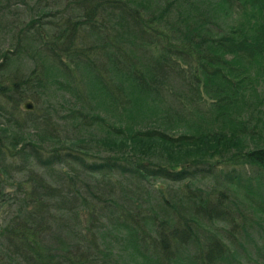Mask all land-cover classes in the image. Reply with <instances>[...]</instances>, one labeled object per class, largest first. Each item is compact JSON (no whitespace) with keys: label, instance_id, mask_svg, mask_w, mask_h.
Here are the masks:
<instances>
[{"label":"trees","instance_id":"1","mask_svg":"<svg viewBox=\"0 0 264 264\" xmlns=\"http://www.w3.org/2000/svg\"><path fill=\"white\" fill-rule=\"evenodd\" d=\"M184 1L174 0L169 5L167 21L162 25L165 28L160 29L157 36L151 35L152 28L148 25L153 20L147 21L144 17L143 22L138 18L139 12L129 13L127 7L120 6L119 11L131 15L141 44L136 43L134 35L125 38L128 35L123 24L111 23V29L107 30L90 23L88 29L92 42L79 45L78 34L86 31V22L69 18L64 25L53 21L51 27L55 33L51 36L54 42L49 38L47 41L42 39L43 34L38 38L39 32L35 33L36 41L42 39L45 49L55 58L56 66L59 65L60 69L50 68L51 75L72 78L83 62L86 82H78L79 94L83 86H88L86 83L92 84L95 92L92 96L73 95L69 93L72 89L70 82L59 83L57 88L49 69L43 66L35 69L30 78L17 77L9 87L0 82V96L10 99L18 107L20 102L29 98L39 104L47 95L43 115L51 119L60 107L53 100L56 98L54 90L63 94L68 104L65 122L70 126V132L77 134L72 138L77 143L76 148L80 149L83 142L87 143L86 139L94 137L111 151L106 157L91 159L88 156L87 159L73 152H67L63 157L55 149L50 160L77 165L85 171L76 172L78 175L96 177L99 173L119 171L143 179L154 177L174 183L185 182L180 190L172 189L161 194L157 203L158 209L163 211L161 215L154 207L155 212L150 211L139 218L133 208L129 213L124 212L121 218L127 220V233L130 239L138 237L136 231L145 236L154 235L156 242L151 243L152 249L166 264H180L182 252L190 245L198 249V264H226L231 253V257L237 254L236 234L244 236L248 233L247 228L240 225V219L243 211L252 207L249 198L260 197L261 202L256 207L253 203L254 208L250 211L264 213L259 206L264 202L260 191L264 188V0H239L238 5L242 15L248 17L245 16L247 21L243 18L245 24L231 25L224 33L214 31L209 18L201 19L196 15L195 3ZM220 1L222 14H231L235 0ZM86 2L74 0L72 3L78 9L86 10ZM91 2L94 8H99V1L89 0ZM72 10L71 17H78L77 9ZM169 10L174 13L169 14ZM194 14L196 16L192 19ZM168 30L173 34V41L166 39L171 37ZM119 33L122 37L117 35ZM92 36L100 42L96 44ZM125 39L135 49H141L139 56L121 45ZM154 42L165 45L159 52L160 59L152 58L153 63L145 54L149 50L147 46L152 48ZM35 51H42V47ZM8 54L6 52L2 57L6 63L10 59ZM171 55L178 58L179 64L176 62L175 67L168 64ZM67 62L74 68L68 69L65 75L60 65ZM171 68L178 69L181 75L189 74L191 79L189 82L182 79V83L189 86V94L181 98L182 111L176 112L170 121L173 122L168 125L166 115L173 109L167 107L163 95L166 90L163 78ZM0 109L7 111L4 105ZM156 119L162 121L167 131L157 125ZM52 125L48 131H53V137L58 138ZM96 127H100L105 135L97 137L91 131ZM14 135L9 145L0 140V198L2 177L9 165L7 161L19 152L12 149L20 139L17 131ZM246 166L253 172H246ZM198 178L201 181L209 179L213 185L196 187L194 181ZM26 182L34 185L35 190L27 203H34L30 216L39 220V225L20 220L16 215L6 226V244L4 250L0 247V255L10 260L14 249L15 254L18 252L37 262L43 259L41 240L45 222L49 223L50 219L44 198L61 191L38 173L30 172ZM60 189L64 192L63 188ZM149 202L146 201L148 207L151 206ZM21 213L23 208L19 211ZM126 217H130V225ZM218 223L226 224L231 230L214 229L212 225ZM141 225L143 230L138 227ZM135 247H138L136 243Z\"/></svg>","mask_w":264,"mask_h":264},{"label":"rangeland","instance_id":"2","mask_svg":"<svg viewBox=\"0 0 264 264\" xmlns=\"http://www.w3.org/2000/svg\"><path fill=\"white\" fill-rule=\"evenodd\" d=\"M73 1L0 0V82L4 86L9 87L17 77H20V79L32 77L35 69L43 68V66H47L49 73L50 68L60 69L59 65L56 66L55 58L45 49L42 42V39L47 41L48 38L53 41L54 38L51 36L55 33V29L51 27L54 24L52 23L53 21L56 23L59 21L63 22L64 25L69 18L73 21L79 19L82 22H86L84 24V30L86 31L78 34L79 45L91 44L90 35L92 34H89L88 29L90 23H95L97 27L101 26L107 30L111 29V23L112 25L113 23L123 24L125 27L124 32L128 35L125 38H131L129 36L134 35L136 43L141 44L142 40L136 37L138 32L135 33L137 30L131 15L127 12L123 14L119 11L120 6L127 7L129 13L139 12L138 18L143 19V22H145L144 17L147 21L153 20L149 24L146 23L152 28L151 35L157 36L160 34L159 30L165 28L162 25L167 21L165 18L167 17V9H170L169 5L173 4L174 0H97L99 1V8H94V3H89V0H87L85 4L86 10L78 9L72 3ZM188 1L196 4V15L200 16L201 19H210L211 28L218 33H224L231 25L245 24L243 18L246 21L248 18L245 14L242 15L241 6L238 5L239 0L234 1L231 6L232 12L229 15L227 14V16L221 12L219 7L220 0ZM184 3L186 4L187 1H184ZM72 8L77 9L78 17H71L74 13ZM168 13L171 14L174 11L169 10ZM196 15L194 14L192 19ZM36 32L40 34L38 38H41V34H43L42 39L38 40L39 42L35 38L37 36L35 35ZM168 32L171 37L166 39L171 38L173 41V34L170 30ZM117 35L121 36L120 33ZM92 37L96 44L100 42L97 41L96 36ZM149 38L153 39L152 37ZM171 40L169 42H172ZM115 41L119 43L118 39ZM53 42L50 41V45ZM121 45H124L126 50L131 49L134 51L137 56L141 52L140 48L135 49L134 45H130L126 39L121 42ZM151 45L152 48H150V45L147 46L149 50L145 55L147 59L154 63V59H160L159 52L163 50L165 44L159 45L154 42ZM38 47H42V51L36 52L35 49H38ZM6 52L9 53L7 58H10L7 63L6 60L2 59L3 54ZM32 52H35V54ZM57 60L59 61V59ZM177 60V57L171 55L168 64L175 67ZM60 66L64 74L66 71L72 70L70 68H74L69 62ZM76 70V74H73L74 77L72 75V78L68 76H52L51 73L50 75L57 82V88L59 83L66 84V82H70L72 89L69 90V93L72 92L73 95L78 94L80 96L81 94L92 96V92L95 91H93L94 86L90 83H86L88 86H83L79 94L80 87L78 82L80 83L81 80L85 81L83 77L85 74L84 63L82 62ZM177 70L171 68L170 72L168 71V74H165L166 78H163V81H165L164 88L166 89L163 95L167 107L173 109L167 115L165 114L168 118H166L168 125L173 122L170 121L175 117V113L182 111L179 102L183 100L181 98L189 94V86L186 87L182 83V79L189 82L191 77L187 73L181 75ZM74 82L75 87L73 86ZM54 92H56L53 93L56 98H53V100H56L62 108L59 107L57 113L51 119L47 118L48 115H43V105L46 104L47 95L44 97L45 100H42L39 104L33 99L26 97L29 99L20 102L18 107L11 103L10 99L1 98L0 96V106L3 107L4 105L7 109V111L0 109V140L9 145L11 138L15 136L14 133L17 131L18 136H20L19 143L12 149L13 152H18V150L22 152H18L14 154L15 156L9 158L7 161L9 165H7L6 173L2 177L0 247L4 248L6 244V226L12 222L16 215L20 220H29L31 224L36 225L38 223L39 225V220L35 221L30 216L34 203L32 204L31 201L27 203L31 192L35 190L34 185L26 182L30 172L31 174L38 173L42 175L48 183L58 187L61 191V193H57L58 195L55 194L52 197L46 196L44 198L48 206L50 219L49 223L45 222V231L41 240L43 259L34 262L18 252L15 254L14 249H12L10 260L5 255H0V264H166L162 262L160 257L156 256L155 249H152L151 243L156 242L155 236H145L143 232L136 231L138 237L134 236L130 239L127 233V226H125V221L127 220L122 219L121 216L125 215L124 212L129 213L130 208H133L138 218L145 213L150 214V211H156V213L161 215L163 211L158 209L157 206L161 199V194H167L168 190L172 189L180 190L185 182L174 183L154 177L143 179L133 176V174L119 171L99 173L96 177L95 175H81V173L78 175L76 172L85 171L81 170L77 165L69 164L66 161L59 162L57 159L50 160L55 152L61 153L63 157L67 152H73L82 154L87 159L102 158L111 153L110 148L104 147L94 137L93 139H86L87 143L85 144L81 142L83 145L80 149L76 148L75 144L77 143L72 138L77 134L71 133L70 126L65 122V116L68 114V104L66 105L62 93L55 90ZM8 95H10V92ZM29 100L34 104L33 111H27L23 108L26 101ZM156 123L167 131V127L161 120L156 119ZM51 124H53L52 126L58 138L53 137V131L49 133L48 129L51 128L49 126ZM91 131L97 137L105 135L100 127L91 129ZM176 137H179V135H176ZM76 142L79 143L80 141ZM83 152L88 155H84ZM25 154L30 157L26 158ZM244 169L246 172H253V169L247 166ZM194 183L196 187L200 186L202 188H209L213 185L209 179L201 181L198 178L195 179ZM60 188H63L64 192ZM260 191L263 192L264 201V188H261ZM39 193L40 195L43 194V192ZM249 199L253 208V203L256 204V207L261 202L259 201L260 197L252 196ZM146 201H150L149 204L151 206L148 207ZM261 204L259 206L264 212V202ZM138 205H143V207L138 208ZM22 208L23 213L20 215L19 211ZM251 208L244 210L240 219V225L246 227L248 233L244 236L242 233L236 234L238 238L236 243L237 254L235 257H231L233 255L231 253L229 256L231 258L229 259L228 257L226 264H264V213H259L257 210L251 212L250 210L253 209ZM126 218L129 220L128 224L130 225L132 223L130 217ZM121 222L122 224H119ZM138 227L140 230L144 229L142 225ZM212 227L217 230H231V227L223 223L214 224ZM137 238L138 241H136ZM135 243L138 247H135ZM197 256V247L190 245L182 252L180 264H198Z\"/></svg>","mask_w":264,"mask_h":264},{"label":"water","instance_id":"3","mask_svg":"<svg viewBox=\"0 0 264 264\" xmlns=\"http://www.w3.org/2000/svg\"><path fill=\"white\" fill-rule=\"evenodd\" d=\"M23 108L27 111H33L34 110V104L32 103V101H26V103L24 104Z\"/></svg>","mask_w":264,"mask_h":264}]
</instances>
